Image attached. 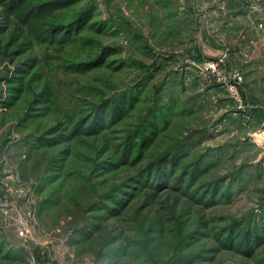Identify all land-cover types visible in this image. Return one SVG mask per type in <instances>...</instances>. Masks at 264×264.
Segmentation results:
<instances>
[{"label": "rangeland", "instance_id": "374dc122", "mask_svg": "<svg viewBox=\"0 0 264 264\" xmlns=\"http://www.w3.org/2000/svg\"><path fill=\"white\" fill-rule=\"evenodd\" d=\"M86 5L91 15L64 23ZM4 9L0 264H174L191 253L183 264H264V238L252 250L224 242L232 222L264 231V110L249 114L259 102L229 59L249 21L264 31V0H76L51 19L60 46L27 26L12 37L17 14ZM200 39L223 49L226 76L241 75L239 100L200 69ZM103 47V65L67 69ZM115 96L119 117L96 113ZM169 152L181 180L156 184L159 164L144 170Z\"/></svg>", "mask_w": 264, "mask_h": 264}, {"label": "trees", "instance_id": "16d2710c", "mask_svg": "<svg viewBox=\"0 0 264 264\" xmlns=\"http://www.w3.org/2000/svg\"><path fill=\"white\" fill-rule=\"evenodd\" d=\"M76 2V0H48L46 2H42V3H35V4H31L28 3V0H0V5H3V7L5 8L4 11L7 13V18L8 20L13 19L12 14H17L16 16H14V20L13 21H17V29L18 31H13L11 36L12 37H21L23 36V32L21 31L25 26H27V32L30 34V37H37L39 39H43L44 35L46 38H48V41L51 42H56L58 43V45L60 46L61 43H65L63 42V40H56L55 37H51V35H54V31L59 28V27H63L62 25H53L52 24V18L56 17L58 10L62 9L63 7H70L72 5H74V3ZM24 10V12H22L20 15V11L21 9ZM19 9V10H18ZM92 7H88L87 5L83 8H80L79 10L74 11V14L70 17V19H68L66 22L69 24L70 26H75L78 23H80V21H82V19L86 18L87 16L91 15V11ZM24 13V14H23ZM12 21V20H11ZM34 33H36L34 35ZM44 37V38H45ZM82 39V38H81ZM83 43L89 42V41H84V39H82ZM109 47H103L101 49V51L97 52L96 56H92L90 58H85L83 60H78V61H72L71 63H68L67 66L70 70H77V71H89L92 69H95L101 65H103L102 63L105 61V55L109 50ZM16 54V53H13ZM30 61L33 63L34 61L29 60L27 62L28 66H30ZM25 63V62H23ZM31 63V64H32ZM18 69L19 72L20 71H24L25 65H18ZM18 72V73H19ZM116 98L113 99L111 98H104V101L102 103H95L94 106V110L96 111V113L99 114L98 111H101L102 107H106V109L108 110L109 113H111V115H109L110 120L119 117V113L114 114L113 112H111L110 109H116V107L119 106V98L117 96H115ZM94 111V112H95ZM115 112V110H114ZM121 115V114H120ZM108 117V118H109ZM94 122H97V120H94ZM83 123V119L80 118V120L77 122V124L75 125L74 129L71 131L72 134L76 133L78 131V129L80 128V125ZM148 125L150 126V124L148 123ZM89 126L91 127L92 125L89 124ZM88 126V127H89ZM140 134H137V137H139ZM134 138V135H128L126 137V139L124 140V142L121 144L120 149L124 150V151H128L130 149L131 146V141ZM181 144V143H180ZM176 146H179V144H177ZM132 148V146H131ZM171 155L172 153L169 152L166 155H159L157 157L154 158V160L150 163L149 167L144 170L145 173H147V171L149 169H156V165L159 164L160 171L156 170V172H154L155 175L161 177V179H157V182L160 180V185H165L164 182V178L165 177H169V182L170 184H174L175 183H179V181L181 180L180 177H175L176 174L173 168H175V164L173 165V168L170 165L171 162ZM123 160V158H120ZM163 165H166L167 170H165L164 168L162 169V167H164ZM158 166V167H159ZM162 169V170H161ZM193 179V178H191ZM169 184V185H170ZM180 186V185H179ZM178 186V187H179ZM154 188H157V186H154ZM177 187V186H176ZM198 191V190H195ZM114 195V194H113ZM118 195V194H116ZM121 196V195H120ZM202 196H199V200L203 201L201 198ZM95 205H100L103 206V204H100V201H98ZM229 237L226 239H224V242L228 245L232 244V245H237L241 248L247 249L250 248L251 250L253 248H255V246L258 244V242L262 241L264 238V231L256 228H247L242 224H239L238 222H232L229 225ZM230 239V240H229ZM182 241V239H181ZM135 244V241L132 242V245ZM146 245V242H145ZM146 249L145 247H143L140 251L138 250L139 253H145ZM135 256V254H133ZM139 255V254H138ZM137 255V257H138ZM192 256H194V253L191 254H183L180 255L173 263L174 264H180V263H184L186 261H191L193 258ZM141 262H143L144 260L142 258H140ZM139 260V262H140ZM140 262V263H141Z\"/></svg>", "mask_w": 264, "mask_h": 264}, {"label": "crops", "instance_id": "0c3cea01", "mask_svg": "<svg viewBox=\"0 0 264 264\" xmlns=\"http://www.w3.org/2000/svg\"><path fill=\"white\" fill-rule=\"evenodd\" d=\"M246 25V31L244 30L245 32L241 33L244 41L242 44L234 46L233 50L230 51L229 59H231V66L239 67L243 72L245 81L241 87L247 100L251 99L252 102H259L260 105L252 104L248 100L250 102L249 114L258 117L256 111L264 110V31L259 32L262 28H258L256 23L251 24L249 21ZM250 29H256L257 31H251ZM196 45L203 56H206V49L213 52L223 51L220 47L210 45V43L207 44L205 39H200L196 42ZM238 57H241L242 60ZM237 60H241V64ZM257 97H263V100L258 101Z\"/></svg>", "mask_w": 264, "mask_h": 264}, {"label": "built area", "instance_id": "2783aa9c", "mask_svg": "<svg viewBox=\"0 0 264 264\" xmlns=\"http://www.w3.org/2000/svg\"><path fill=\"white\" fill-rule=\"evenodd\" d=\"M225 57V56H224ZM218 58V59H209V60H204L201 61L199 64L200 69L205 71L207 75L212 76L216 79L217 82L219 83H224L226 84L230 94L239 100V91H238V86H240V81H242V77L239 73H233L231 76H226L222 70V68L219 67V62L224 59ZM262 135V144L264 143V131L261 133Z\"/></svg>", "mask_w": 264, "mask_h": 264}, {"label": "water", "instance_id": "95a60500", "mask_svg": "<svg viewBox=\"0 0 264 264\" xmlns=\"http://www.w3.org/2000/svg\"><path fill=\"white\" fill-rule=\"evenodd\" d=\"M205 53L208 59H218V58H222L225 56V53L223 51L213 52V51H210L209 49H206Z\"/></svg>", "mask_w": 264, "mask_h": 264}]
</instances>
